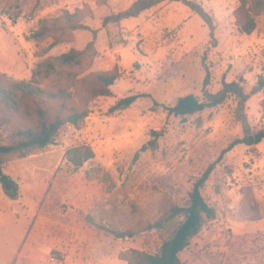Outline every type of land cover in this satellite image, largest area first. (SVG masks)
Instances as JSON below:
<instances>
[{
	"label": "rangeland",
	"instance_id": "1",
	"mask_svg": "<svg viewBox=\"0 0 264 264\" xmlns=\"http://www.w3.org/2000/svg\"><path fill=\"white\" fill-rule=\"evenodd\" d=\"M134 1L0 0L4 87L29 82L40 63L90 42L96 53L73 69L77 76L67 90L79 102L75 81L93 72L118 77L112 95L90 100L88 115L64 124L53 144L5 157L4 172L17 190L0 183V264H127L131 249L157 253L183 216L162 228L148 225L186 205L194 181L242 136L234 98L185 118L166 107L188 94L202 99L204 90L217 92L223 81L240 78L249 93L264 78V5L247 0L256 26L244 34L237 26L240 0H190L211 15L214 41L203 20L179 2L103 24ZM58 83L38 79L49 92ZM134 94L145 96L111 110ZM246 112L254 130L264 128V89L250 97ZM152 130L162 133L157 147L136 157ZM77 146H89L94 157L75 168L66 152ZM202 194L215 215L180 253L181 264H264V140L228 151ZM121 232L129 236L118 237Z\"/></svg>",
	"mask_w": 264,
	"mask_h": 264
},
{
	"label": "trees",
	"instance_id": "2",
	"mask_svg": "<svg viewBox=\"0 0 264 264\" xmlns=\"http://www.w3.org/2000/svg\"><path fill=\"white\" fill-rule=\"evenodd\" d=\"M179 2L186 5L196 13L209 29L211 40H215V25L211 15L198 3L190 0H135L127 9L107 16L103 24L119 23L122 20L136 18L141 13L152 9L161 3ZM247 0H240L237 9L238 30L244 34H251L255 29V20L249 15L245 8ZM264 0H258L257 7H262ZM71 28H87L83 25H71ZM95 32V31H94ZM35 37H41L36 33ZM93 42L88 43L84 50L72 49L59 56L49 58L40 63L33 71L29 82L14 84L12 88L4 87L0 82V130L5 134L0 135V183L4 188L17 190L13 179L4 172L3 164L5 157L10 154L25 155L35 149H42L54 143L61 127L70 123L77 125L78 122L88 115L87 104L98 96H111V88L114 86L117 75L112 72H93L73 84L79 102L74 95L67 90L66 85L77 76L73 72L75 68H83L90 63L95 55ZM56 77V91L49 92L38 87V79H49ZM242 78L230 82L223 81L222 87L217 92L204 90L203 98L199 99L193 94L179 97L175 104L166 107L169 114L185 118L194 115L207 108H213L225 103L229 98L236 101L234 116L241 124L242 136L235 139L226 147L206 170L194 181L186 205H174L168 214L148 225V229L162 228L165 223L183 216V220L177 226L171 237L164 240L157 253L151 254L145 251L131 249L123 259L127 264H181L180 253L186 249L191 239L198 233L205 219L213 218L215 211L205 200L202 189L215 169V166L223 156L238 144L247 146L256 145L264 140V128L254 130L251 126L246 106L250 97L264 89V78L260 77L257 84L248 93L241 84ZM209 75L204 80V88L210 84ZM145 95L134 94L119 99L111 110H119L129 107L139 98ZM46 97V98H43ZM52 99L57 103L50 105L47 101ZM20 116L19 120H16ZM7 133V134H6ZM162 136L160 131L152 130L151 139L142 145L139 152L155 149L157 141ZM94 157V152L89 146H77L66 152V158L75 168L83 166L85 162ZM8 192V191H7ZM10 197L15 198L14 193L8 192ZM118 237L129 236V233H116Z\"/></svg>",
	"mask_w": 264,
	"mask_h": 264
},
{
	"label": "built area",
	"instance_id": "3",
	"mask_svg": "<svg viewBox=\"0 0 264 264\" xmlns=\"http://www.w3.org/2000/svg\"><path fill=\"white\" fill-rule=\"evenodd\" d=\"M52 259H54V258H52Z\"/></svg>",
	"mask_w": 264,
	"mask_h": 264
}]
</instances>
